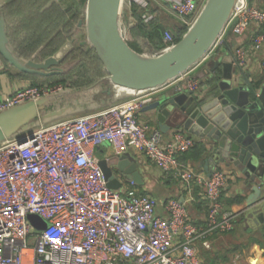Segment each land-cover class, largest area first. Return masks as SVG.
I'll use <instances>...</instances> for the list:
<instances>
[{"label":"built area","instance_id":"built-area-1","mask_svg":"<svg viewBox=\"0 0 264 264\" xmlns=\"http://www.w3.org/2000/svg\"><path fill=\"white\" fill-rule=\"evenodd\" d=\"M127 1L141 7L144 23L156 19L150 0ZM166 1L182 26H191L206 2ZM252 24L264 27V9L237 0L222 34L197 67L229 34L243 35ZM163 39L167 47L177 43L170 30ZM263 43L261 32L251 49L258 51ZM249 52L237 48L234 64L243 68ZM183 77L180 90L198 93V82ZM60 89L28 86L1 100L0 112ZM153 98L152 92L142 93L95 114L36 127L23 141L11 138L0 144V264H202L198 244L210 249L211 237L231 231L238 216L222 201L230 174L216 167L207 175L184 164L181 157L196 140L182 129L166 140L159 129L142 121L139 112ZM105 143L115 155L133 150L186 188H201L208 206L205 224L194 222L179 198L161 202L132 181L128 187L111 188L94 154ZM30 215L46 220L47 228L33 225Z\"/></svg>","mask_w":264,"mask_h":264},{"label":"water","instance_id":"water-1","mask_svg":"<svg viewBox=\"0 0 264 264\" xmlns=\"http://www.w3.org/2000/svg\"><path fill=\"white\" fill-rule=\"evenodd\" d=\"M127 0H87L85 23L88 42L104 64L111 81L135 96L156 90L197 67L211 51L227 25L237 0H206L198 17L179 42L159 50L154 56L140 53L128 43L123 31L122 8ZM0 3V56L22 73L53 76L64 73L66 55L43 59L23 58L12 48ZM206 74L208 96L185 90L158 92L145 110L162 132L186 130L206 140L204 158L209 175L214 168L233 167L243 181L242 212L247 226L264 224V84L255 86L234 64L231 52L212 60ZM50 93L0 112V144L7 139L23 141L27 133L65 112L49 110ZM113 189L123 180L144 185L141 164L127 152L99 161ZM183 201V200H182ZM29 219L39 229L48 224L39 215Z\"/></svg>","mask_w":264,"mask_h":264},{"label":"crops","instance_id":"crops-1","mask_svg":"<svg viewBox=\"0 0 264 264\" xmlns=\"http://www.w3.org/2000/svg\"><path fill=\"white\" fill-rule=\"evenodd\" d=\"M150 1L152 4L151 10L156 14V18L163 11L169 12L166 0ZM250 2L264 9V0H250ZM0 3L2 4L1 13L6 19L7 33L12 48L23 58L39 56L37 54H41L40 52L44 45L31 55H23L20 47L28 34L40 23L41 20L39 17L43 15V12L46 11L50 4L46 3V5L42 6L44 2L36 3L35 0H0ZM35 10H38L35 16L39 20L36 17L33 20L32 12H35ZM261 32H264L263 26L252 24L243 35L237 36L232 33L229 34L224 43L217 48L213 56L206 62L193 68L190 72L184 73L165 86L148 92L154 93L155 96L158 92L164 90H180L184 87L185 78L183 76L186 74L187 78L194 79L198 82V94L208 96L210 88L206 74L210 71L212 60L217 59L221 53L231 52L233 54L237 48L250 50L246 64L241 69L249 82L260 87L264 84V67L262 66L264 61V43L258 51L252 50L251 48L256 36ZM61 51L58 53H61ZM58 53H54L53 55ZM209 60H211V63H208ZM65 65L66 60H64L62 67L64 68ZM97 68L98 72H101V76L94 77L95 79L89 84L75 85V83H72L66 85V87L59 86L61 88L57 91L59 93L50 96L52 99L49 104V110L65 108V112L61 116L42 122L41 126H48L58 121L82 115L95 114L135 97L128 90L118 88L111 81L102 62L97 64ZM60 75H66V71ZM53 77L54 75L34 76L22 73L9 65L0 56V101L23 88L34 85L36 81H40L42 84L50 83ZM77 77V74H73L74 81ZM145 107L139 112L140 119L149 122L152 128L159 129L158 124L152 119V114L146 111ZM174 131L176 130L161 132L164 138L168 140L172 137ZM191 136L195 138L196 145L181 157V161L184 164L191 165L198 172L209 175L204 163V158L207 156V142L198 136ZM129 152L137 157L142 167L144 185H138L141 192L149 193L157 197L161 202L169 198H179L187 205L194 222L200 225L205 224L208 206L202 199L201 188L195 185L186 188L178 178L174 175L165 174L160 167L144 155L133 150ZM94 154L100 161L111 158L115 155V150L111 144L105 143L96 147ZM221 167L230 174L229 181L222 192V201L226 209L236 212L238 216L235 220L234 228L231 231L214 234L211 237L210 249L205 248L202 243L198 244L201 262L202 264H222L230 262H237L239 264H264V224L256 227L247 226L244 223L242 212L245 208V196L241 193L243 181L240 179L238 171L233 167H226L224 165ZM129 185L130 181L123 180L122 187H128ZM158 210L161 214H165L163 204L159 205Z\"/></svg>","mask_w":264,"mask_h":264},{"label":"rangeland","instance_id":"rangeland-1","mask_svg":"<svg viewBox=\"0 0 264 264\" xmlns=\"http://www.w3.org/2000/svg\"><path fill=\"white\" fill-rule=\"evenodd\" d=\"M58 1L63 9L70 11L67 14V18L57 22V31L61 33V36L54 34L55 39L52 40L51 48L53 49L59 46V48H61L56 53L62 50L61 55H66L64 71H66L67 77L64 81H58L55 79V81L46 84H42L40 81H36V84H34L35 86L48 88L50 90L59 86L66 87L68 84L75 83L76 85L77 83L87 81L90 74L95 75V73H97V64L100 62L95 49L88 42L85 23L82 26L79 25L80 20H84L85 22L86 19L87 0ZM121 16L123 31L128 43L135 45L136 49L141 51L140 53L150 56H154L159 50L167 48L168 45L165 44L163 39L167 30H170L174 34L175 39L180 37L181 40L190 27L187 26L186 28H183L182 23L177 17L167 11H163L156 19L157 22L155 24L161 32L155 34L154 30L146 28V30L151 31L152 33V36H146L144 34L145 32L143 33L139 31L140 20L134 15L133 5H130L128 1L123 3ZM159 34L161 35L160 37L158 36ZM37 55H39L37 56V59L44 58L41 54ZM208 63H211V60H209ZM74 70L78 73V77L75 81L73 79V74H76Z\"/></svg>","mask_w":264,"mask_h":264},{"label":"trees","instance_id":"trees-1","mask_svg":"<svg viewBox=\"0 0 264 264\" xmlns=\"http://www.w3.org/2000/svg\"><path fill=\"white\" fill-rule=\"evenodd\" d=\"M36 3L37 2H44L42 6L46 5V3H49L50 6L46 9L45 12H43V15L40 18V23L38 25H36V27L34 28V30L28 34V36L26 37V39L24 40L23 44L21 45V50L23 55H31L34 52H36L42 45H44L42 51L40 52L41 55L46 58L48 56L53 55L54 53H56L58 50H60L59 46L56 48H51V44H52V40L55 39L54 38V34L57 36H61V33L57 31V22L63 20L64 18L68 17V12L70 10H65L63 9L62 6H60V3L58 0H35ZM133 10H134V15L137 16V18H139L140 20V24H139V31L140 32H145L144 34L146 36L151 35L152 33L151 31L146 30V28L150 29V30H154L155 34H158V32L160 33L161 30L158 29L155 24L157 22V18L153 19L152 21L148 22V23H144L143 22V10L141 9V7L137 4H133ZM38 12V10L35 12H32L33 15V20L34 17H36V13ZM38 17H36L37 20H39ZM75 18V17H74ZM187 26H183V28H186ZM57 32V33H55ZM159 37L161 36L160 34L158 35ZM56 37V36H55ZM153 38V37H152ZM180 41V37L176 39V42ZM130 46L135 49L138 52H141L140 50L136 49V46L133 45L132 43H129ZM51 50V51H48ZM100 61V60H99ZM101 62V61H100ZM99 62V63H100ZM98 69V68H97ZM76 71H78L76 69ZM75 71V73L78 75V73ZM79 72V71H78ZM80 74V72H79ZM93 74V73H92ZM37 76V75H34ZM101 76V72L95 73V75H89V79L87 81L81 82V83H77L76 85H84V84H89L90 82H92L95 78L94 77H99ZM67 77V75H54L52 81H55V79H57L58 81H64V79ZM34 84H36V82H34ZM258 86V85H255Z\"/></svg>","mask_w":264,"mask_h":264}]
</instances>
